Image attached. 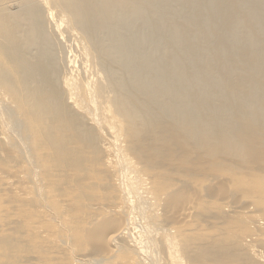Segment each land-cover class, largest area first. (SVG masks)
Wrapping results in <instances>:
<instances>
[{
	"label": "bare ground",
	"instance_id": "6f19581e",
	"mask_svg": "<svg viewBox=\"0 0 264 264\" xmlns=\"http://www.w3.org/2000/svg\"><path fill=\"white\" fill-rule=\"evenodd\" d=\"M2 85L4 100L8 101L0 108L11 120L8 129L21 125L17 115L27 125L39 121L28 127L34 156L39 153V142L48 137L62 150L91 151V147L77 143L84 125L73 120L64 106L69 99L86 111L81 97L86 87L99 117L124 112L132 115L131 123L120 130L113 123L108 131L160 139L150 130L156 124L168 123L169 129L184 135L188 147L207 149L211 157L243 158L246 145L264 146V0H0ZM47 118H51L50 125ZM141 119L145 123L136 122ZM238 119L241 121L236 124ZM246 132L252 140L245 139ZM145 145L154 147L151 142ZM111 151L117 155L116 149ZM50 157L54 162L41 164L46 173L29 177L19 170L13 175L15 183L28 180L29 187L35 189L27 194L39 205L30 225L33 236L43 233L40 225L44 219L59 231L60 237L52 246L61 251L48 252L46 261L71 263L81 256V248L96 251L101 244L90 242L100 240L113 223L119 226L107 234L106 249L100 251L108 256L116 255L114 244L127 222L151 231L147 245L170 244V236L185 246H193L201 238L211 242L219 239L218 233L191 220L199 210L195 196H202L200 183L207 178L183 184L189 194L179 200L170 195L179 188L176 181L147 180L152 186L141 194L128 185L133 197L120 211L108 214L98 210L89 217L73 215L63 224L59 208L43 203L41 192L56 196L47 184V174L60 173L69 156ZM72 166L74 174L80 171L79 161ZM117 176L122 181L126 178L122 171ZM92 182L91 175L79 182H66L70 191L64 200L73 201L76 191L88 192ZM101 185L108 186V180H102ZM0 187L12 189L3 180ZM114 190L117 192V188ZM219 194L215 192L211 201L221 202L223 208L230 206L229 196ZM105 198L104 203L91 198L87 204L103 208L116 195ZM149 202L152 210L142 219L137 212ZM165 204L167 214L163 216L159 212ZM1 210L11 221L17 217V208L4 206ZM248 211L245 208L236 216ZM173 220H178L176 227L157 229L158 224L168 227ZM70 231H80V235L71 237ZM159 258L166 261L164 256Z\"/></svg>",
	"mask_w": 264,
	"mask_h": 264
},
{
	"label": "rangeland",
	"instance_id": "374dc122",
	"mask_svg": "<svg viewBox=\"0 0 264 264\" xmlns=\"http://www.w3.org/2000/svg\"><path fill=\"white\" fill-rule=\"evenodd\" d=\"M3 89L4 86H0V104L8 101L4 100ZM81 97L86 103V111L79 110L69 99L64 101V106L70 110V117L73 120H78L84 125L82 136H79L77 143L91 147V151L85 150V152L77 149L62 150L61 146L53 145L48 137L45 141L39 142V153L34 156L35 152L29 143L28 127L36 126L39 121L27 125L17 115L21 125L10 130L8 125L11 124V120L8 115L1 112L4 109L0 108V180L12 186L11 190L0 187V224H2L0 228L1 226L6 228L0 230V264H81V259L92 264H123L131 257L136 258L129 264H264V146L246 145L244 147L246 157L243 158L211 157L207 149L199 146L188 147L189 142L184 140V135L177 129H169L168 123L156 124L150 130L160 139L139 138L125 131L115 134L113 131H108V127L115 123L120 130L123 125L131 123L132 115L124 112L119 115L109 113L99 117L94 100L86 91V87L81 92ZM44 106H46L45 102H43ZM90 116L95 117L98 122H94ZM51 118H47V125H50ZM240 121L238 119L236 124ZM136 122L143 124L145 119ZM26 135V140H23ZM244 137L247 141L253 139L248 132ZM147 142L153 143L154 147L146 146ZM111 148L117 150V155L113 154ZM49 155L53 157L56 155L58 158L59 155L62 158L69 156L66 164H62L60 173L47 174V184L56 196L50 197L41 192L43 203L56 205L59 208L63 224L67 217L73 215L89 217L98 210H104L108 214L120 211L121 207L128 205L133 197L128 185L141 194L152 186L147 180L176 181L179 188L174 189L170 195L179 200L189 194V190L183 189V184L192 181L197 183L207 178L204 183H200L203 185L202 196H195L199 210L191 220L209 232L218 233L219 239L211 242L201 238L193 246H185L172 240L170 236V244L157 242V245L152 243L147 245L150 242L148 236L151 231L127 222L126 228L118 234L114 244L117 249L116 255L108 256L100 251L106 249L107 234L119 226L113 223L100 240L90 242V245L101 244L96 251L89 252L88 249L81 248V256L74 258L71 263L46 261L48 252L61 251L52 246V242L60 237L59 231L44 219L40 225L43 233L37 238L33 236L30 225L35 218L34 211L39 209L37 208L39 205L28 199L27 194L35 189L29 187L28 180L15 183L13 175L19 170L25 171L29 177H34L36 173H46L41 168V164L54 162L50 160ZM76 161H79L80 171L74 174L71 169H75L72 164ZM114 165L118 168L115 169ZM118 171L124 173L126 177L124 181L118 178ZM156 171H160L161 174L157 175ZM21 175L25 176L24 173ZM87 175L93 177L92 184L87 186L88 192L76 191L73 201L64 200L66 193L70 191L67 190L65 183L79 182ZM225 175L228 177L223 180L222 177ZM209 178L212 185H209ZM104 179L108 180V186L101 185ZM205 183L207 186L204 185ZM115 188L118 193L115 192ZM218 189L221 190V195L229 196L228 205L230 200L232 202L230 206L223 208L221 202L211 201L210 197L215 192L219 194ZM225 189L226 191L230 189V192L225 193ZM113 195H116V198L103 208L87 204L91 198H97L104 203L105 197ZM190 199L195 200L194 197ZM4 206L18 209L17 217L13 219L14 226L11 217L5 216L2 212L1 208ZM245 208L249 211L242 215L244 219L240 218L242 216L237 217L236 213ZM165 209L166 204L159 214L162 212L165 216L167 214ZM151 210L152 202H149L137 214L144 219ZM177 224L178 220H173L168 227L158 224L157 229L166 230L176 227ZM69 234L74 237L80 235V231H70ZM160 256L166 257V261H161ZM68 258L71 259L69 256Z\"/></svg>",
	"mask_w": 264,
	"mask_h": 264
}]
</instances>
